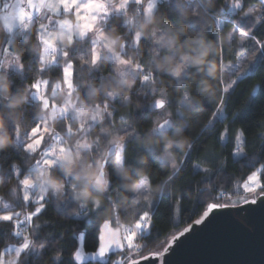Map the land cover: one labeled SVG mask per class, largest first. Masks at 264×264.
<instances>
[{
    "label": "snow or ice",
    "instance_id": "obj_1",
    "mask_svg": "<svg viewBox=\"0 0 264 264\" xmlns=\"http://www.w3.org/2000/svg\"><path fill=\"white\" fill-rule=\"evenodd\" d=\"M162 8L172 23L160 28L152 27L149 34L138 30L141 18L145 24H150ZM261 24H264V0H223L218 6L216 0H4L0 4V32L3 34L0 43V84L5 82V77L15 83L33 63L37 65L38 75L25 89V97H18L14 90L0 89V108L10 109L13 103L19 105L23 102L28 107L38 105L46 115L38 117L39 122L34 116L35 126L30 132L22 133V122L5 114V128L11 132L13 143L10 148L0 150V157L7 158L13 152L24 151L22 159L8 161L11 177L16 178V187L10 191L24 208L32 206L33 210L17 211L14 205L0 201V225H10V236L16 239L14 244H6L0 250V264H29V261L38 264L42 260L46 264V257L47 264H142L169 251L166 247L169 241L165 240L155 253L144 256L142 248L147 244L142 245L140 241L151 235L154 226L151 209L156 203L167 197L173 201V211L178 214L182 211L183 201L188 198L183 189L177 195L173 186L190 161L192 145L188 146L189 151L182 153L180 160L171 161L167 170L162 169L158 147L166 134H177L174 117L184 119L180 109L187 104L181 101L191 99L188 90L181 92L180 89L190 80L192 69L199 73L200 67L188 55L180 56L174 67L164 71L153 69L151 65L161 52L176 55L173 25L185 44L189 42L188 32L182 26H187L191 33L198 36L208 30L211 40L219 46V55L214 54L213 58L221 66L220 71L224 67L226 49L222 38L225 33L229 41L239 37L241 48L247 41H254L259 55L253 56L246 69H242L239 63L227 66L236 79L219 89L222 93L219 102L213 107L210 96H202L201 100L202 108L211 109V118L203 130L215 129L220 123L222 127L215 132L220 146L226 148L231 140V155L237 159L246 158L247 133L243 127H233L240 113L229 114L226 109L230 93L235 91L236 86L264 66V40L257 39L253 34ZM113 25L121 30L120 35L110 34ZM32 36L35 38L34 47L23 55L17 52L14 46L21 41L26 43ZM199 43L203 48V42ZM145 45L148 46L146 50ZM130 51L137 55H130ZM202 56L203 53L199 58ZM245 59L240 57L241 61ZM105 65L109 70L106 75H99L101 85L107 79L113 81L116 87L105 90L102 98L85 110L78 77L86 72L89 78H95ZM57 69L59 78L54 84L43 78L45 73L56 72ZM164 77L174 89V96L179 100L178 107L174 114L167 112L163 122L155 120L141 124L133 98L139 101L152 97L149 107L161 110V115L173 106V100L166 91L156 86L158 82L163 84ZM129 78L133 81L131 85ZM215 83H223L222 75L215 78ZM261 83L264 85V79ZM61 84L66 87V95L62 103L56 104L55 94ZM125 85H129L127 94L118 90ZM49 88L51 96L48 95ZM114 104L129 111L117 117L119 108L113 107ZM26 110V107L23 108L21 115ZM228 115L232 116L231 120H228ZM57 120L64 124V136L48 126L49 121ZM260 127L264 129V121H261ZM93 129H99L95 136ZM45 134L50 135L55 143H48ZM257 134L264 137V132ZM25 138L29 142L25 143ZM69 140L73 142L69 143ZM168 144L164 145L165 155L170 154ZM214 147L206 148L201 159L192 165L194 173H203L192 187L198 199L215 189L211 177L218 167L226 165L224 153H215ZM172 148L178 150L175 144ZM261 150L264 151V148ZM34 154L38 158L30 162ZM67 166H71L72 170L66 171ZM141 169L147 171L141 174ZM161 172L163 179H160ZM262 172L264 168L248 175L242 185L243 194L239 189L235 193L238 199L233 200L232 195H228L232 205L256 204L258 199L264 200ZM54 175L62 183H55L52 179ZM81 182L84 188L102 195L103 202L83 195L78 198ZM129 184L133 185L130 189L126 187ZM156 184L162 185L163 189L154 194L153 185ZM121 194L130 198L134 205L144 202L147 210L135 211L134 223L130 226L112 227L119 224ZM54 196L63 205L64 217L98 222V240L93 251H85L84 231L73 233L78 243L68 253L67 262L59 242H56L57 247L49 250V239L40 236L41 224L35 220L53 202ZM109 206L112 216L103 218L101 214ZM225 206L208 203L201 218L194 223H203L213 210ZM189 231L190 227L185 228L181 235ZM177 239V236H172V242ZM116 252L120 256L113 261L110 254Z\"/></svg>",
    "mask_w": 264,
    "mask_h": 264
},
{
    "label": "trees",
    "instance_id": "obj_2",
    "mask_svg": "<svg viewBox=\"0 0 264 264\" xmlns=\"http://www.w3.org/2000/svg\"><path fill=\"white\" fill-rule=\"evenodd\" d=\"M223 0H216V5L222 4ZM131 15V13H130ZM170 22L167 16V12L162 8L161 12L158 13L150 24H145L143 19L140 20V28L145 34H149L152 27H164L169 25ZM184 27L185 32H188V43H184V39L180 35L179 31L173 25L172 34L176 38V44L174 49L176 51L175 56H169L170 52H162L163 54L156 57L152 63L153 69H159L164 71L171 67H174L182 55L191 56L193 60H199L198 64L200 67V72L197 73L195 68L190 72V80L182 85L180 91L188 90L191 95V99L188 101L189 106L180 109L184 113V119H175L174 117V129L179 130L176 135L166 134L165 138L159 142L158 155H162L164 152V145L172 140H177L184 138L185 147L182 149L169 148V152L174 155L175 160H180L182 158V153L189 151L188 146L191 144V157L187 164V167L180 173L179 177L174 182V189L176 194H179L181 189L185 190L187 193V199L183 201L182 211L180 213H175L172 208L173 201L167 197L160 200L152 207L153 213V228L151 230V235L146 239L141 240L140 244H147V247L142 248V255H147L158 250V246L165 240H169L173 235L178 234L184 228L189 226L192 222L197 220L201 214L206 209L208 203H220V204H231L228 200V195H232V199L238 197L235 193L239 189L240 194H243L241 188L242 184L246 181L248 175L253 171L264 168V137L258 135L257 133L264 132V129L260 127L261 121H264V85H262V79H264V66L258 68L256 74L251 78L242 81L234 92L230 93L228 99V106L226 112L240 113V118L233 127H243L247 133L248 147L246 149V158L233 159V143L231 140L228 141L227 147L222 148L218 142L215 135L216 129L222 127L220 123L216 124V128L208 131H204V125L207 120L211 118V109L206 106L202 108L201 100L202 96H210L212 98L213 107L221 99L222 93L219 89L226 87L233 80L236 79L231 72L220 71L221 66L217 63L216 59L213 58L214 54L219 55V46L213 42L209 36L208 30H205L202 36L195 35L191 33L187 26ZM227 31V29H226ZM121 30L113 25L110 29V34L120 35ZM257 39L264 40V24L258 25L253 32ZM224 42V47L226 51L223 55V64H232L236 61L238 57L243 55L246 57L247 64L243 67L246 69L249 67L253 60L254 55H259L255 51L256 45L254 41L249 40L246 42L245 46L241 48L238 44L239 37H236L233 41H229L227 38V33L224 34L222 38ZM3 41V34L0 32V43ZM200 41L203 42V48L200 47ZM35 45L34 36L29 37L27 42H18L14 47L16 51L20 54H25L29 49H32ZM80 47V46H78ZM147 49V45L143 46ZM82 51V47H80ZM166 53V54H165ZM201 53H203L202 58H199ZM130 55H137L130 51ZM31 59V57H29ZM27 64V60L25 61ZM36 64H32L31 67L27 68L26 72L22 77H18L15 83H12L10 78L5 77V82L0 84V89L5 91H15L18 97H25V89L31 85L33 82V77L37 76ZM109 68L107 65L101 70V73H97L95 78H89L86 72H82L78 77L80 83L81 91V102L86 107H91L97 103L103 95V92L108 89H114L116 85L113 81L105 80L103 86L99 80L100 74H107ZM219 75L223 77V83L217 85L215 83V78ZM44 79H49L51 83H54L59 78V69L56 72H47L43 76ZM161 90H165L168 97L173 100V106L168 108L163 115H161V110L153 112L149 105L151 104L152 97L147 100L141 98L136 101L133 98V105L137 108L136 115L139 118L141 124L148 121L160 120L167 112L175 113L178 107L179 100L174 96L175 92L170 82L166 77L163 78V84L159 82L156 85ZM128 86H123V88L118 89L123 94H127ZM255 90V91H254ZM86 93H88L86 95ZM157 98H159V93H157ZM27 108L26 111L21 115L23 108ZM113 107L119 108L116 113L117 117L129 109L121 108L118 104H114ZM5 114H8L13 119L22 122L21 132L31 129L35 126L33 123V117H37V122H39L38 117L42 115V111L38 105H33L31 107L21 104L17 105L13 103L12 108H0V118L5 119ZM232 116L228 115V120H231ZM228 121H225L227 123ZM119 123V122H118ZM53 129L58 131L61 135H64V124L61 121L53 122ZM9 133L11 139V132L6 129ZM99 131V129H93V136ZM72 143V140L68 141ZM215 146L213 151L215 153L223 152V159L226 160V165L222 168L218 167L212 177L211 182L215 185V189L209 194L205 193L203 197L197 198L196 194L192 191V187L196 181H199L203 176V173L196 174L193 171L192 165L197 163L201 157L204 155V150L211 146ZM12 146V145H11ZM11 146L5 148L8 149ZM25 156L23 150L13 152L11 156L7 158L0 157V201L12 204L15 206L17 211H31L32 206L24 208L21 201L17 199L11 193V189L16 187V178L11 177V173L8 168V161L10 159L16 158L22 159ZM38 158L34 154V158L30 162H34V159ZM162 169L167 170L168 165L163 163ZM141 174H143L146 169H141ZM127 175V170L124 172ZM160 179H163V173L160 174ZM261 178L264 179V172L261 173ZM52 179L58 181L57 176H53ZM133 185H126L129 189ZM84 185L81 184V189ZM163 189L160 184L153 185V193L156 194ZM169 190V189H164ZM58 197H53V202L49 203L45 210L36 218L35 222L41 224L40 236L47 237L49 250L57 247L59 242L62 246L65 254V262H67L68 253L71 252L74 247L77 246V238L73 236V233H78L84 231L86 233L85 239L83 241L85 251H93L97 245L98 240V222L94 220L93 223H88L87 221H77L72 218H66L62 215L63 205H60L56 200ZM103 202V197H102ZM118 207L121 209V214L119 217V224H113V226H130L134 223V212L147 210L144 202L139 205H134L130 198L125 194H121ZM126 210V211H124ZM103 218H110L112 216L111 207L101 214ZM11 227L10 225H0V250H3L6 244H14L16 239L10 236ZM50 234V235H49ZM120 255L111 256V260H116ZM47 264V257L45 258ZM31 264V261H29ZM38 264H44V261H39Z\"/></svg>",
    "mask_w": 264,
    "mask_h": 264
},
{
    "label": "water",
    "instance_id": "obj_3",
    "mask_svg": "<svg viewBox=\"0 0 264 264\" xmlns=\"http://www.w3.org/2000/svg\"><path fill=\"white\" fill-rule=\"evenodd\" d=\"M194 222L186 227H190L189 232L181 235L184 228L175 235V242L168 240L169 251L163 256L142 264H264V200L220 207L203 223ZM117 255L120 253L110 254Z\"/></svg>",
    "mask_w": 264,
    "mask_h": 264
},
{
    "label": "rangeland",
    "instance_id": "obj_4",
    "mask_svg": "<svg viewBox=\"0 0 264 264\" xmlns=\"http://www.w3.org/2000/svg\"><path fill=\"white\" fill-rule=\"evenodd\" d=\"M3 2H4V0H3ZM1 0H0V4H2L3 3ZM163 53L161 52V54H160V56L162 55ZM166 54V53H165ZM169 56H172V54H169ZM240 57H244L243 55H241ZM240 57H238L237 59H236V61L234 62V63H239V64H241V66H242V69H243V67L247 64V60L245 59V60H243V61H241L240 60ZM234 63H232V64H234ZM224 65V67H223V72H225V71H227V72H231L229 69H228V65H230V63L229 64H223ZM55 83V82H54ZM53 83V84H54ZM133 83V81H131V79L129 78V85H131ZM129 85H126V86H129ZM48 95L49 96H51L52 95V93H51V88H49L48 89ZM65 95H66V87L63 85V84H61V88L60 89H58L57 90V92H56V94H55V103L56 104H60V103H62L63 102V100H64V97H65ZM73 99H75L74 97H73ZM181 102H183V103H186L187 104V106H189V103H188V101H181ZM85 106V105H84ZM77 107L79 108V104L77 105ZM91 107H86L85 106V110H87V109H90ZM46 115V113H44V112H42V115L41 116H45ZM166 117V115H164L159 121L160 122H162L163 121V119ZM58 121V120H57ZM53 122H55V121H49L48 122V126L50 127V129H52L53 131H55V132H58V131H56L55 129H53ZM30 130L31 129H29V130H26L27 132H30ZM175 131H176V133L179 131V130H177V129H175ZM23 132H25V131H23ZM22 132V133H23ZM59 133V132H58ZM60 134V133H59ZM61 135V134H60ZM65 135V134H64ZM64 135H61V136H64ZM45 140L48 142V143H55V141L54 140H52V138H51V136L50 135H48V134H45ZM27 142H29L28 140H27V138H25V143H27ZM41 147L43 148L44 147V145L42 144L41 145ZM170 153V152H169ZM160 158H161V160L163 161V163H165V164H167V165H169L170 163H171V161H173V160H175V157H174V155L173 154H169V155H165V153L163 152V154L162 155H160ZM232 158L235 160V159H237V158H234L233 156H232ZM35 175V174H34ZM247 180V179H246ZM81 184L82 185H84L83 184V182H81ZM243 185V184H242ZM241 188H242V186H241ZM236 199H238V197H236L235 199H233V200H236ZM226 205H232V204H226ZM237 205V204H236ZM126 227V226H125ZM121 231H123V227H121ZM156 252V251H155Z\"/></svg>",
    "mask_w": 264,
    "mask_h": 264
},
{
    "label": "clouds",
    "instance_id": "obj_5",
    "mask_svg": "<svg viewBox=\"0 0 264 264\" xmlns=\"http://www.w3.org/2000/svg\"><path fill=\"white\" fill-rule=\"evenodd\" d=\"M195 63H198L199 60H194ZM13 143L9 133L6 131L4 120L0 118V150L5 149L9 146H11ZM173 144L178 146V149H182L185 147V140L184 138L177 139V140H172L169 142L168 147L171 148ZM72 168L71 166L66 167V171H71ZM37 179H39V176H37ZM55 183H62L60 181L54 180ZM86 196L90 199H98L102 200V195L98 193H93L90 188H83L81 189L80 193H78V198L80 196Z\"/></svg>",
    "mask_w": 264,
    "mask_h": 264
},
{
    "label": "crops",
    "instance_id": "obj_6",
    "mask_svg": "<svg viewBox=\"0 0 264 264\" xmlns=\"http://www.w3.org/2000/svg\"><path fill=\"white\" fill-rule=\"evenodd\" d=\"M3 2V0H1Z\"/></svg>",
    "mask_w": 264,
    "mask_h": 264
}]
</instances>
